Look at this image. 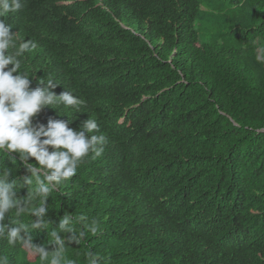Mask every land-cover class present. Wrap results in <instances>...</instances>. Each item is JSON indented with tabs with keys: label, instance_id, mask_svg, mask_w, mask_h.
Wrapping results in <instances>:
<instances>
[{
	"label": "trees",
	"instance_id": "obj_1",
	"mask_svg": "<svg viewBox=\"0 0 264 264\" xmlns=\"http://www.w3.org/2000/svg\"><path fill=\"white\" fill-rule=\"evenodd\" d=\"M5 20L37 43L21 58L30 87L53 79L85 102L34 123L90 117L107 138L48 198L49 227L23 237L46 244L68 212L103 221L69 247L81 264L87 250L103 264H264V0H25ZM0 252L44 264L20 245Z\"/></svg>",
	"mask_w": 264,
	"mask_h": 264
},
{
	"label": "clouds",
	"instance_id": "obj_2",
	"mask_svg": "<svg viewBox=\"0 0 264 264\" xmlns=\"http://www.w3.org/2000/svg\"><path fill=\"white\" fill-rule=\"evenodd\" d=\"M24 6L25 0H0V242L12 248L20 245L30 257L44 264H81L80 254L70 256L68 249L73 244L86 245L90 235H99L103 231L101 219L67 212L59 219L58 227L49 232L46 244H34L31 235L25 238L21 233L49 227L48 198L77 174L85 158L91 155L95 159L103 154L107 138L93 134L99 132V125L90 117L78 129L69 127V119L49 118L46 125L34 123L45 107L56 109L55 105H62L79 113L85 102L67 90L55 94L52 89L57 84L53 79L30 87L31 76L27 69L21 70V58L35 50L37 43L18 40L17 32L10 33L13 26L5 20ZM9 153H18L25 162L29 175L23 178V184L19 179L9 182L12 169L4 165L5 158L14 161ZM32 158L35 163H29ZM24 185L28 186L27 195L17 198L16 190ZM6 215L9 223H4ZM48 245L53 246L52 250H48ZM0 264H10L8 255L2 252ZM83 264H103V257L87 250Z\"/></svg>",
	"mask_w": 264,
	"mask_h": 264
},
{
	"label": "rangeland",
	"instance_id": "obj_3",
	"mask_svg": "<svg viewBox=\"0 0 264 264\" xmlns=\"http://www.w3.org/2000/svg\"><path fill=\"white\" fill-rule=\"evenodd\" d=\"M263 53H264V47H263Z\"/></svg>",
	"mask_w": 264,
	"mask_h": 264
}]
</instances>
